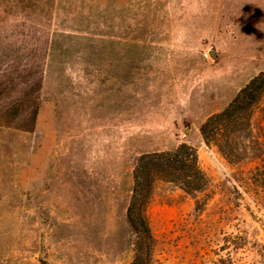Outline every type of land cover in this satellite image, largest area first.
I'll list each match as a JSON object with an SVG mask.
<instances>
[{
	"label": "rangeland",
	"instance_id": "1",
	"mask_svg": "<svg viewBox=\"0 0 264 264\" xmlns=\"http://www.w3.org/2000/svg\"><path fill=\"white\" fill-rule=\"evenodd\" d=\"M263 73L264 0H0V264H133L182 144L143 264H264V87L201 133Z\"/></svg>",
	"mask_w": 264,
	"mask_h": 264
},
{
	"label": "trees",
	"instance_id": "2",
	"mask_svg": "<svg viewBox=\"0 0 264 264\" xmlns=\"http://www.w3.org/2000/svg\"><path fill=\"white\" fill-rule=\"evenodd\" d=\"M263 87L264 73L253 78L223 112L212 115L206 120L201 127L202 136L206 137V130L213 131L214 125L220 123L224 117L232 119L237 113L244 112L250 108L258 100ZM169 161L171 162L169 163ZM138 162L139 163L134 172L133 195L127 209L128 223L139 237L136 242L133 264H143L144 251L147 250L148 245L152 241L146 217L144 215V209L151 193V181L153 180L154 173H156L154 168L161 165L163 167L165 163H168L173 167L174 165H177V169L182 171L184 175H187V173L190 172L188 169L192 166H190V163L193 162V169L199 173V170H197L195 165V152L191 147L185 144L180 145L173 153L144 155Z\"/></svg>",
	"mask_w": 264,
	"mask_h": 264
}]
</instances>
